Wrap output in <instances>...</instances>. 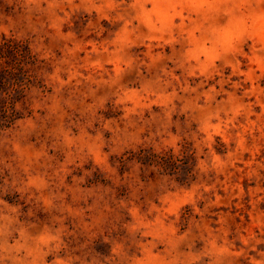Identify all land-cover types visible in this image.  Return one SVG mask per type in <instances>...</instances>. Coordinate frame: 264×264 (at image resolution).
<instances>
[{"label":"rangeland","instance_id":"rangeland-1","mask_svg":"<svg viewBox=\"0 0 264 264\" xmlns=\"http://www.w3.org/2000/svg\"><path fill=\"white\" fill-rule=\"evenodd\" d=\"M0 264H264V0H0Z\"/></svg>","mask_w":264,"mask_h":264}]
</instances>
